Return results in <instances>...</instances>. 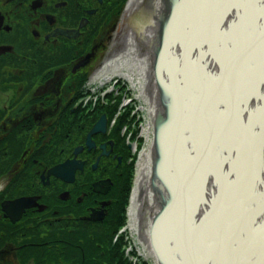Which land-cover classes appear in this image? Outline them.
<instances>
[{"label": "flooded vegetation", "instance_id": "obj_1", "mask_svg": "<svg viewBox=\"0 0 264 264\" xmlns=\"http://www.w3.org/2000/svg\"><path fill=\"white\" fill-rule=\"evenodd\" d=\"M125 3L126 0H0V155L4 159L0 169L8 173L0 178L1 223H61L62 218H70V208L60 203L73 198L74 203L83 204L85 188L93 195L94 185L105 181H111L110 191L106 196H97L88 212L84 213V206L71 209L78 213L76 220L82 222L93 210L104 212L107 219L113 216L117 202L112 198L113 190L124 192L126 184L120 182L126 179L133 150L110 128L106 135L93 137L96 147L89 151L85 147L87 135L98 120L93 122L79 109L72 110L71 102L83 75L95 72L101 59L112 50L118 51L129 35L137 36L139 29L145 35L147 27L142 21L147 19V11L145 14L141 9L126 16ZM162 10L160 16L165 20L168 13L164 11H169V6L163 3ZM158 38L157 33L150 37L152 50L156 51L155 68L161 49L164 47L165 55L167 47ZM156 75L155 84L163 93L166 83L160 78V70ZM147 95L153 103L157 99L149 87ZM166 101V95L159 97L156 118L170 117L173 101L169 100V107H165ZM72 114L78 116L84 129L89 123L92 127L86 132L81 145L84 151L78 157L84 163L80 184L71 186L48 173L73 159L62 148L70 138L65 125ZM19 200H33L36 205L26 209L22 219L13 224L3 204ZM50 233L47 229L40 231L45 238ZM18 235L16 242H0V264H49L38 260L42 245L28 243L29 231L22 230ZM257 261L258 257L250 264ZM158 264L165 263L158 258Z\"/></svg>", "mask_w": 264, "mask_h": 264}, {"label": "snow or ice", "instance_id": "obj_2", "mask_svg": "<svg viewBox=\"0 0 264 264\" xmlns=\"http://www.w3.org/2000/svg\"><path fill=\"white\" fill-rule=\"evenodd\" d=\"M151 8L145 0L142 11ZM172 38L177 69H192L199 87L184 92L179 217L166 248L178 264L252 260L264 254V221L257 223L264 216V0H175ZM207 60L217 73L201 70ZM209 180L213 199L225 198L224 212L205 227L189 209Z\"/></svg>", "mask_w": 264, "mask_h": 264}, {"label": "bare ground", "instance_id": "obj_3", "mask_svg": "<svg viewBox=\"0 0 264 264\" xmlns=\"http://www.w3.org/2000/svg\"><path fill=\"white\" fill-rule=\"evenodd\" d=\"M173 2H175V0H170L171 11H164V13H168V16L165 20H162L160 13L161 11L163 12L162 5L164 0H156V6L154 8L156 10L157 7L158 11L154 12L150 10L147 19L142 21L147 27L145 35L140 29L138 30L139 33L137 36L129 35L128 38L125 39L124 44L118 49V55L113 60L104 63L95 75L96 81H106L112 77H116L121 80L124 79L129 82L132 87L136 85V87L139 88L142 98L147 96V87H149L150 90H152L153 95H157V99H154V103L151 102L149 98L144 101L145 104L143 103V113L148 114L149 119L147 128L150 132H153L154 122L156 119V108H159V97L162 96V92L160 91L158 85L155 84L156 51L152 50L150 37L157 33L159 36L158 40L166 42V54L160 63V78L166 83L165 95L167 101L164 103L165 107H169V100L173 101L171 108L173 120L171 124L164 129L161 141L166 159L163 157V161L160 163V171L156 175L155 167L157 162L155 149L153 147V133L149 139H146L148 148L143 152L138 163L135 185L132 190L129 203V229L132 231L136 240H138V234H141V243L138 242L139 240L137 241V251L142 257H149L155 264H157V259L150 246V230L153 221L157 218H155L157 213L165 204L167 205V203H169L168 201L173 194L174 188L172 182L178 177L180 165L183 159L180 148L182 142V137L180 139V133L188 126V120L180 117L182 109V116H186L187 106L185 104L184 92L186 90L192 91L199 87L198 82L193 77L192 69L186 68L183 72H180L175 64L174 54L178 55L177 49L179 48V45L176 44L175 40L172 38V24L175 21V3ZM144 3L145 0H131L128 4V12L126 16H130L133 11L136 12L137 10L143 9ZM154 14L157 16L155 15V17H153ZM229 22V18H225L223 22L224 26L226 27ZM138 25L141 26L142 24L139 23ZM205 64L206 67L201 69L203 72L215 74L219 71L218 65L214 61L207 60L205 61ZM136 77L138 79V84H135ZM140 77H142L141 80ZM182 101H184V106ZM250 103L256 104L258 101L253 99ZM166 120L168 121L169 119ZM197 147L199 148L200 145L197 144ZM155 175L156 181H159L155 186H153L152 180ZM152 187L157 189V191H153ZM215 192L216 189L212 187L211 180H209L207 186L201 190L202 198L193 199L189 209L197 223L202 220L206 221L205 227L215 225L219 220L220 215L222 216L224 212V197L223 199L221 198V201L216 207V211L212 212L217 203V197L213 199V194ZM157 194H159L158 198ZM177 205L178 202L170 213H167V217L163 220L160 226L159 234L165 245L168 228L170 225L177 222L179 217V208ZM205 213H207V216H205ZM261 221H264V216H260L257 219L258 224ZM175 262L178 264L177 261ZM184 263L250 264L253 263V259L239 261H186ZM257 264H264V254L258 256Z\"/></svg>", "mask_w": 264, "mask_h": 264}, {"label": "trees", "instance_id": "obj_4", "mask_svg": "<svg viewBox=\"0 0 264 264\" xmlns=\"http://www.w3.org/2000/svg\"><path fill=\"white\" fill-rule=\"evenodd\" d=\"M85 78L82 79V84ZM74 92L76 98L82 95L81 86ZM86 119L90 120L87 116ZM62 125L60 128L62 129ZM69 132L70 138L66 148L70 155L75 148L82 145L85 140L86 132L90 129L89 123L85 129L79 122L78 116L72 114L71 121L65 125ZM84 129V130H83ZM3 157L0 155V167H3ZM126 179L120 183H125V190L121 194L118 188L113 190L112 198L117 200L115 205V212L113 216L109 217L103 224L93 225L76 220V213L73 209L74 206L85 207V212L97 196L90 195L89 190H86V198L83 204L74 203V200H69L67 203H60V205H69L70 218H62L61 223L56 222L55 225H46L44 223H35L32 226L28 225H5L0 222V237L2 234H7L5 237L0 238V242H16L20 236L18 233L22 230L29 231L28 243H39L42 248L39 249L38 260L47 262L49 264H94V263H108V264H125L127 261L122 253L123 241L115 244L114 239L118 235L120 229L126 224V208L129 201L131 192L133 169L127 168L125 171ZM8 175L0 169V178ZM16 175L13 178L15 182ZM81 178V176H80ZM80 180V179H79ZM115 182V179H114ZM90 183V181H88ZM80 184L78 181L75 185ZM15 188V186H13ZM14 192V189L13 191ZM46 199V198H45ZM121 200V205L118 206V201ZM62 213L61 216H63ZM76 220V221H75ZM51 230V233L45 238L40 234L42 230Z\"/></svg>", "mask_w": 264, "mask_h": 264}, {"label": "water", "instance_id": "obj_5", "mask_svg": "<svg viewBox=\"0 0 264 264\" xmlns=\"http://www.w3.org/2000/svg\"><path fill=\"white\" fill-rule=\"evenodd\" d=\"M154 7H155V4L153 3V0H152V8L151 9H153ZM161 52H163V50ZM182 111H181L180 117H183ZM106 133H107V120H106V117H103L87 137V147L89 148V151L93 150L96 147V145L93 143V137L96 135H99V134L106 135ZM180 139H181V136H180ZM157 148L161 151L163 150V146L161 145V141H160V134L157 138ZM83 149L84 148L77 149L74 152V159L72 161H68L63 165L52 169L51 171H49L48 176L49 177H51V176L55 177L56 179L61 180L65 184L73 185L76 182L77 173L78 172H84V163L77 160L79 155L83 152ZM102 150L104 151V156H106L105 146H102ZM97 168H98V163L94 166V168H93L94 171H96ZM101 186H104L105 189H102ZM153 186H155L154 183H153ZM110 189H111V182L105 181V182H101L99 184H96L94 186V193H96L98 195L106 196L108 194V192L110 191ZM65 197H66V195H63V198H65ZM221 198L223 199V196H221V195L217 196V201H216L217 203H216L215 207L213 208L212 212L216 211V207L219 204V202L221 201ZM177 202H178L177 182H175L173 194H172V199L170 200L169 203H167V205L165 206L163 211L155 219L154 224L152 226V231H151L152 242H153L155 250L157 252L159 251V254H162L160 252V250L158 249L159 246L161 247L163 252L169 258V260L163 259L164 262L168 263V264H176V262H174L175 260H173V257L166 252V250L164 249V246L159 242L158 234L160 232V226H161L163 220L167 217L166 216L167 213H169L173 209V207L176 206ZM35 205H36V201H33V200H19V201H16L14 203L3 204V209H4V212L8 215V218L11 219L12 223L16 224L17 222H19L22 219V215L25 212V210L32 208ZM106 217H107V215L104 212L92 211L91 216L84 219V220L89 222V223L97 224V223L104 222ZM220 217H221V215H220Z\"/></svg>", "mask_w": 264, "mask_h": 264}, {"label": "rangeland", "instance_id": "obj_6", "mask_svg": "<svg viewBox=\"0 0 264 264\" xmlns=\"http://www.w3.org/2000/svg\"><path fill=\"white\" fill-rule=\"evenodd\" d=\"M126 1H127V0H126ZM128 2H129V0H128ZM102 61H103V58L101 59V61L99 62V64H100ZM98 66H99V65H98ZM92 71H93V70H92ZM92 71H91V72H92ZM91 72H90V73H91ZM1 185H3V183H1L0 186H1ZM118 190H119V188H118ZM121 202H122L121 200L118 201V206L121 205ZM1 203H2V202H0V205H1Z\"/></svg>", "mask_w": 264, "mask_h": 264}]
</instances>
